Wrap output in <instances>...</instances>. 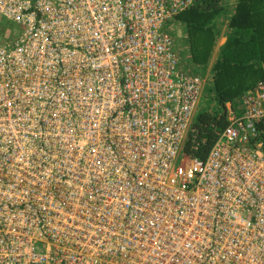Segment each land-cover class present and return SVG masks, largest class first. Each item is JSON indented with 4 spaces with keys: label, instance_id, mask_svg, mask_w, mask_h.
<instances>
[{
    "label": "built area",
    "instance_id": "2783aa9c",
    "mask_svg": "<svg viewBox=\"0 0 264 264\" xmlns=\"http://www.w3.org/2000/svg\"><path fill=\"white\" fill-rule=\"evenodd\" d=\"M193 3L0 0V264H264V78L183 150Z\"/></svg>",
    "mask_w": 264,
    "mask_h": 264
},
{
    "label": "trees",
    "instance_id": "16d2710c",
    "mask_svg": "<svg viewBox=\"0 0 264 264\" xmlns=\"http://www.w3.org/2000/svg\"><path fill=\"white\" fill-rule=\"evenodd\" d=\"M228 2L194 0L174 19L183 26L190 63L199 68L209 64L220 34L218 23L225 20L224 41L208 71L210 91L222 110L201 112L193 122L197 132L183 146L192 157L204 158L226 124L225 103L236 105L264 78V0H234L227 8Z\"/></svg>",
    "mask_w": 264,
    "mask_h": 264
},
{
    "label": "rangeland",
    "instance_id": "374dc122",
    "mask_svg": "<svg viewBox=\"0 0 264 264\" xmlns=\"http://www.w3.org/2000/svg\"><path fill=\"white\" fill-rule=\"evenodd\" d=\"M231 2L229 1L228 4H226L227 8L231 6ZM230 5V6H229ZM181 25V24H180ZM179 24L176 22L170 23V24H165V27L167 30L171 32V34L174 37L175 40V46L176 48L180 51L181 57L183 59V68L184 69H189L193 70L194 66L190 63L189 59V53H188V48H187V43L185 39V33L183 30V26L181 27ZM219 29H220V34L218 36L217 42L215 44V47L213 49L212 55L209 60V64L204 67V68H199L196 67L197 71L204 77V84L203 88L201 91V94L199 96L198 103L195 107L194 113H193V122L196 120L197 116L204 111H209V112H219L222 110V107L219 105V103L215 100L212 92L210 91L209 87V75L208 71L210 68V65L212 61L215 59L217 55V50L219 45L224 41V36L223 32L225 31V20L223 19L218 23ZM218 45V46H216Z\"/></svg>",
    "mask_w": 264,
    "mask_h": 264
},
{
    "label": "water",
    "instance_id": "95a60500",
    "mask_svg": "<svg viewBox=\"0 0 264 264\" xmlns=\"http://www.w3.org/2000/svg\"><path fill=\"white\" fill-rule=\"evenodd\" d=\"M216 46H218V45H216Z\"/></svg>",
    "mask_w": 264,
    "mask_h": 264
}]
</instances>
